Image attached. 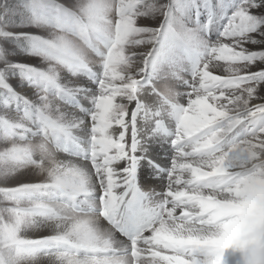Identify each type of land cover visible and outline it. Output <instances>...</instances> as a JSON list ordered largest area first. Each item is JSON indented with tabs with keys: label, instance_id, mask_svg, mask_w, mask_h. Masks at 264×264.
I'll list each match as a JSON object with an SVG mask.
<instances>
[{
	"label": "snow or ice",
	"instance_id": "obj_1",
	"mask_svg": "<svg viewBox=\"0 0 264 264\" xmlns=\"http://www.w3.org/2000/svg\"><path fill=\"white\" fill-rule=\"evenodd\" d=\"M0 264H264V0H0Z\"/></svg>",
	"mask_w": 264,
	"mask_h": 264
}]
</instances>
